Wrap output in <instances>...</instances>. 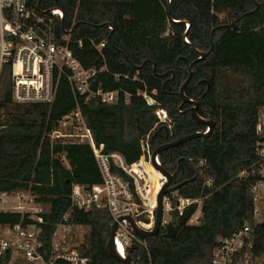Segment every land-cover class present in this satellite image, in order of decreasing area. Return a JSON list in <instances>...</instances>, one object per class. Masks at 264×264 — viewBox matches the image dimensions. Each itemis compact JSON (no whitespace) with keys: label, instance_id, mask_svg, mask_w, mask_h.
Instances as JSON below:
<instances>
[{"label":"trees","instance_id":"trees-1","mask_svg":"<svg viewBox=\"0 0 264 264\" xmlns=\"http://www.w3.org/2000/svg\"><path fill=\"white\" fill-rule=\"evenodd\" d=\"M42 16L58 9V35L70 34V49L86 69L97 70L95 89L116 92L115 103L85 102L75 97L64 77L57 80L51 104L22 105L12 99L9 67L0 72V193H30L45 206L42 239L50 244L63 216L74 226L72 239L91 264H119L106 245L113 220L106 209L72 207L74 183L99 184L100 172L87 143L52 138L61 120L80 108L95 145L122 155L129 165L143 154L142 141L166 126L151 144L157 148L189 135L206 133L199 117L215 125L205 137L169 148L161 166L180 185L167 198L201 201L202 222L191 224L198 204L191 203L165 229L146 239L149 255L134 254L136 264H211L222 240L253 226L251 188L262 172L264 143V0H27ZM233 23L236 29L228 27ZM104 43V47L97 46ZM105 70L101 72V69ZM148 98L155 104H148ZM167 113L161 124L157 111ZM260 130H259V127ZM29 214L1 212L0 225L27 224ZM253 258L264 256V227L254 228ZM139 258V261H138ZM0 257V264H28L20 257ZM138 261V262H137Z\"/></svg>","mask_w":264,"mask_h":264},{"label":"built area","instance_id":"built-area-1","mask_svg":"<svg viewBox=\"0 0 264 264\" xmlns=\"http://www.w3.org/2000/svg\"><path fill=\"white\" fill-rule=\"evenodd\" d=\"M55 17L62 18V12L54 9L49 16H40L33 11L27 0H0V72L4 66L9 67L13 101L22 105L51 104L56 95L57 80L64 77L76 98L85 102L98 98L103 104L115 103L118 100L116 92L95 89L97 70L86 69L74 57L70 49V34L56 33ZM104 46L102 43L97 49ZM104 70L105 67L101 72ZM145 101L155 104L148 98ZM156 114L161 124L167 123L168 117L164 110ZM52 138L89 144L100 172L99 184H72V207L82 211L106 209L109 212L113 224H116L113 245L120 258L126 259L130 255L133 264H136L133 257L136 252L142 250L149 255L146 239L138 237L134 229L153 231L157 196L167 182L159 171L162 168L159 156L152 160L150 136L142 141V156L129 165L122 155L107 154L103 146L95 145L77 106L61 120ZM259 154L263 161L261 178L251 188V193L255 205L253 214L255 217L259 215L256 205L260 204L263 208L262 218L253 226L246 225L239 233L222 240L221 247L213 254L211 264H264V256L253 258L246 252L253 247L254 228L264 222V143L260 146ZM167 195L163 197L162 203L163 215L167 212L169 221L164 222L162 218L163 225L171 223L174 212L181 215L191 203L198 204V208L190 223L202 222L201 201L182 198L171 200ZM5 204H9L10 208L5 209ZM0 205V213L18 212L29 214L31 218L27 224L0 225V257L10 254L11 261L20 257L28 264L92 263L73 244L76 230L74 226L67 225L65 216L56 224L50 244L42 239L44 221L40 214L46 208L36 203L30 193H0ZM133 245L137 249L130 254L129 249Z\"/></svg>","mask_w":264,"mask_h":264},{"label":"water","instance_id":"water-1","mask_svg":"<svg viewBox=\"0 0 264 264\" xmlns=\"http://www.w3.org/2000/svg\"><path fill=\"white\" fill-rule=\"evenodd\" d=\"M228 27L236 29V24L233 23L232 25H229ZM199 55H200V58L197 61L193 62L190 65V67H189V75H188L187 80L184 82V84L180 88L179 97L182 99L183 104L186 103V104L192 105V108L190 109V114H191L192 118L196 122L200 123L201 125L206 126L207 132L206 133H198V134L189 135V136L181 138V139H179V140H177L175 142H172V143H169V144H165V145L157 148L153 152L152 160L156 156H159L162 152L166 151L169 148H173V147L179 146L181 144H184V143H186V142H188L190 140L201 138V137H205V136L209 135L211 133V131L213 130V128H214L215 124L212 121L205 120V119H203V118L198 116V114H197V103L188 100L186 98V96H185V93H184L185 87L189 84V82L191 80L192 69H193L195 63H197L198 61H201V60H203L205 58V54L204 53H199ZM162 130H165L166 133H168V128L166 126L160 127L157 130V132L151 137V140H150L151 144H152L153 139L155 138V136H157ZM159 171H160V173L162 175L165 176L167 182L163 186L162 190L160 191V193L157 196L156 223H155V227H154L153 231H151V232H142V231H139L136 228L134 229L135 230V234L138 237L142 238V239H148V238H152V237L157 236L161 232L162 228H164L165 231H166L164 236L167 239H173L177 235L176 228L173 226L172 223L169 222V223L164 224V225L162 224V218H163V203H162V201H163V197L165 195L175 192L180 187V185L172 186V177H171V175L163 168H159ZM131 223L133 225V221L132 220H131ZM261 226L264 227V222L261 224ZM115 230H116V224L114 223L112 225V228H111L110 238H109V240L107 242V245H106L107 255L110 258H113L116 262H118L120 264H133V258L130 255L126 259H122L115 252L114 245H113V236H114ZM136 249H137V247L135 245H133L129 249L130 254H132V252L134 250H136Z\"/></svg>","mask_w":264,"mask_h":264},{"label":"rangeland","instance_id":"rangeland-1","mask_svg":"<svg viewBox=\"0 0 264 264\" xmlns=\"http://www.w3.org/2000/svg\"><path fill=\"white\" fill-rule=\"evenodd\" d=\"M262 125H263L262 126V128H263L264 127V121H263ZM258 127H259V130H260L261 126H258ZM0 207H2V206L0 205ZM3 207L5 209H7V208H10V205L9 204H5V205H3ZM256 207H257V210L259 212V215L255 217V222L258 223V222H260V220L262 218L263 208H262V206L260 204H257ZM163 221L164 222H168L169 221V218L167 216V212H165L164 215H163Z\"/></svg>","mask_w":264,"mask_h":264}]
</instances>
